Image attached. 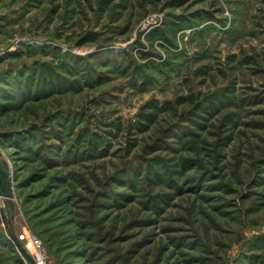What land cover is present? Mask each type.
<instances>
[{
  "label": "rangeland",
  "instance_id": "374dc122",
  "mask_svg": "<svg viewBox=\"0 0 264 264\" xmlns=\"http://www.w3.org/2000/svg\"><path fill=\"white\" fill-rule=\"evenodd\" d=\"M0 42V264H264V0H0Z\"/></svg>",
  "mask_w": 264,
  "mask_h": 264
},
{
  "label": "water",
  "instance_id": "95a60500",
  "mask_svg": "<svg viewBox=\"0 0 264 264\" xmlns=\"http://www.w3.org/2000/svg\"><path fill=\"white\" fill-rule=\"evenodd\" d=\"M0 197L5 200V204L9 207L14 206V186L10 171V165L3 153L0 151ZM10 238L18 248L19 252L23 255L28 264H37L31 251L26 245L20 241L15 233L10 234Z\"/></svg>",
  "mask_w": 264,
  "mask_h": 264
},
{
  "label": "built area",
  "instance_id": "2783aa9c",
  "mask_svg": "<svg viewBox=\"0 0 264 264\" xmlns=\"http://www.w3.org/2000/svg\"><path fill=\"white\" fill-rule=\"evenodd\" d=\"M5 53V47L0 42V57ZM19 239L26 245V247L31 251L32 255L34 256L37 264H43L44 262V255L41 252V243L37 237H32L27 241L25 240L24 236H20Z\"/></svg>",
  "mask_w": 264,
  "mask_h": 264
},
{
  "label": "trees",
  "instance_id": "16d2710c",
  "mask_svg": "<svg viewBox=\"0 0 264 264\" xmlns=\"http://www.w3.org/2000/svg\"><path fill=\"white\" fill-rule=\"evenodd\" d=\"M12 243H13V242H12ZM18 251H19V250H18ZM19 253H20V252H19ZM20 254H21V253H20ZM21 255H22V254H21ZM22 257H23V255H22ZM23 259H24V257H23ZM24 261H25V259H24ZM25 263L28 264L26 261H25Z\"/></svg>",
  "mask_w": 264,
  "mask_h": 264
}]
</instances>
